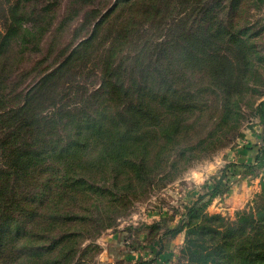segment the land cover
Masks as SVG:
<instances>
[{
	"label": "trees",
	"instance_id": "obj_1",
	"mask_svg": "<svg viewBox=\"0 0 264 264\" xmlns=\"http://www.w3.org/2000/svg\"><path fill=\"white\" fill-rule=\"evenodd\" d=\"M61 1L0 0V264H87L82 238L111 227L130 193L225 146L252 92L264 132L263 29L245 18L264 0H115L106 11L104 0H70L62 22L82 11L77 32L88 35L18 91L16 54L41 43ZM90 61L92 90L77 79ZM231 165L166 228L159 253L185 231L181 264H264L263 177L234 219L207 211L229 192ZM238 165L263 174L264 142Z\"/></svg>",
	"mask_w": 264,
	"mask_h": 264
},
{
	"label": "rangeland",
	"instance_id": "obj_2",
	"mask_svg": "<svg viewBox=\"0 0 264 264\" xmlns=\"http://www.w3.org/2000/svg\"><path fill=\"white\" fill-rule=\"evenodd\" d=\"M112 2L115 0H111L110 4L108 0H104L103 10H108ZM69 5L70 0L61 1L55 13V21L37 47L33 49V45H30L24 54H16V69L11 82H19L18 91L25 92L34 85L40 79V71L53 68L70 48H74L88 35L92 26L77 32L82 11L81 15L62 22ZM245 18L254 22L256 30L263 29L255 39L264 52V10L256 16L253 13L252 16L245 15ZM106 32L107 30L104 34ZM109 43L110 41L106 45ZM123 50L129 49L126 46ZM94 57L96 56L92 58ZM93 61L89 62L84 71L77 74V79L87 84L90 90L100 84L99 75L90 74ZM96 71L99 73L100 69ZM261 72L264 75L263 69ZM257 88L259 91L264 90V85L259 84ZM261 98L262 95L258 92L247 95L241 104L243 118L238 134L232 136L225 146L197 152L188 164H181L179 168L174 169L173 179L160 175L149 187L137 193H130L125 201L119 204V210L112 214L115 219L111 227L86 234L82 238L79 255L86 249L84 260L87 264H181L185 260L182 258L185 231L175 238H166L161 253L159 239L168 226L180 225L188 206L206 190V181L221 174L227 164L237 163L229 168L230 176L227 181L230 190L225 195L212 199L207 211L222 213L234 219L237 212L249 208L261 192L264 171L258 175L251 172L243 174L245 169L238 164L251 162L264 142L263 125L253 108ZM152 224H161L160 229L148 226Z\"/></svg>",
	"mask_w": 264,
	"mask_h": 264
}]
</instances>
